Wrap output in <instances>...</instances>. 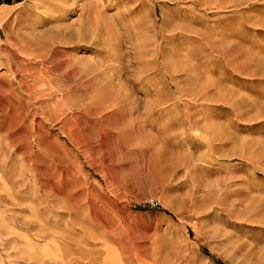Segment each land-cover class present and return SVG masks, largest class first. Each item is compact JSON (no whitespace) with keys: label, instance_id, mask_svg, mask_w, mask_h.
<instances>
[{"label":"rangeland","instance_id":"obj_1","mask_svg":"<svg viewBox=\"0 0 264 264\" xmlns=\"http://www.w3.org/2000/svg\"><path fill=\"white\" fill-rule=\"evenodd\" d=\"M261 14L0 0V264H264Z\"/></svg>","mask_w":264,"mask_h":264},{"label":"crops","instance_id":"obj_2","mask_svg":"<svg viewBox=\"0 0 264 264\" xmlns=\"http://www.w3.org/2000/svg\"><path fill=\"white\" fill-rule=\"evenodd\" d=\"M262 14H261V17H264V15H262ZM242 28L244 29L245 32H248L250 34H253V32H257V33L259 32L261 34H264V26L263 25H254L253 23L252 24L251 23L250 24L248 23V25L247 24L246 25L244 24V26L241 27V29Z\"/></svg>","mask_w":264,"mask_h":264},{"label":"bare ground","instance_id":"obj_3","mask_svg":"<svg viewBox=\"0 0 264 264\" xmlns=\"http://www.w3.org/2000/svg\"><path fill=\"white\" fill-rule=\"evenodd\" d=\"M0 18H2V15L0 16Z\"/></svg>","mask_w":264,"mask_h":264}]
</instances>
